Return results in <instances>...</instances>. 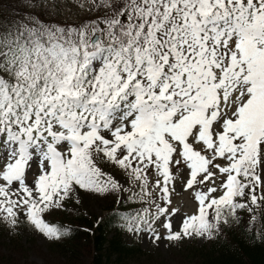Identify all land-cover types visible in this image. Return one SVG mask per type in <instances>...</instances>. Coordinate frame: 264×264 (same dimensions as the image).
Wrapping results in <instances>:
<instances>
[{"label":"snow or ice","instance_id":"1","mask_svg":"<svg viewBox=\"0 0 264 264\" xmlns=\"http://www.w3.org/2000/svg\"><path fill=\"white\" fill-rule=\"evenodd\" d=\"M61 7L0 0V226L59 240L46 216L81 190L139 202L119 220L153 243L264 220V0Z\"/></svg>","mask_w":264,"mask_h":264},{"label":"trees","instance_id":"2","mask_svg":"<svg viewBox=\"0 0 264 264\" xmlns=\"http://www.w3.org/2000/svg\"><path fill=\"white\" fill-rule=\"evenodd\" d=\"M10 2L17 6V0ZM104 197L101 213L90 211L80 200L67 204L66 209L55 215L58 223L70 229L58 243L65 256L70 257L69 264H136L144 254L139 245L128 243L123 237L119 220L125 204L123 199L117 203L112 195ZM238 215V221L221 225L222 231L215 239L201 245L191 244L185 253L188 263L264 264V238H261L264 236V220L259 217L257 226L250 228L245 212ZM11 261L5 264H32Z\"/></svg>","mask_w":264,"mask_h":264},{"label":"rangeland","instance_id":"3","mask_svg":"<svg viewBox=\"0 0 264 264\" xmlns=\"http://www.w3.org/2000/svg\"><path fill=\"white\" fill-rule=\"evenodd\" d=\"M26 4L31 5V0H25ZM62 7L60 8V15L62 17L81 20L82 17L88 14V6L92 0H61ZM119 176L120 174L117 173ZM123 179V177H121ZM130 195V193H126ZM105 197H100L94 194L86 193L83 190L80 192V200L92 212H102V201ZM172 204L183 211H190L193 207L192 200L187 191L183 190L179 183V177L176 180V190L171 195ZM71 202L77 203L75 198L69 200L62 208L51 209L46 218L56 223L55 215L62 209H66V205ZM133 207L130 215H134L140 209L141 204L137 201H132ZM249 220V215L245 212ZM179 220V217H177ZM257 221V220H256ZM256 221L250 222V225H255ZM125 237L132 242L139 243L144 254L138 258L136 264H189L185 253L188 247L195 243L201 245L208 242L209 239H184L178 243H171L168 241H160L153 243L152 240L141 231L139 234L127 230L123 225ZM59 240H47L37 232L27 228L21 227L18 234H9L2 226H0V256L5 262H31L32 264H69L70 257L65 256V252L60 250ZM13 245H17L12 247ZM8 257V259H6ZM13 257V259H9ZM0 260V261H2Z\"/></svg>","mask_w":264,"mask_h":264}]
</instances>
